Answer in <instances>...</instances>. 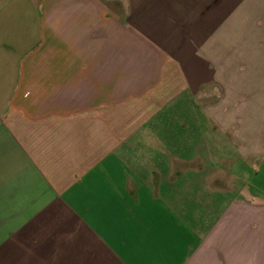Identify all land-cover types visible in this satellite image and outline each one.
Returning a JSON list of instances; mask_svg holds the SVG:
<instances>
[{
	"label": "crops",
	"instance_id": "obj_1",
	"mask_svg": "<svg viewBox=\"0 0 264 264\" xmlns=\"http://www.w3.org/2000/svg\"><path fill=\"white\" fill-rule=\"evenodd\" d=\"M0 264H264V0H0Z\"/></svg>",
	"mask_w": 264,
	"mask_h": 264
}]
</instances>
